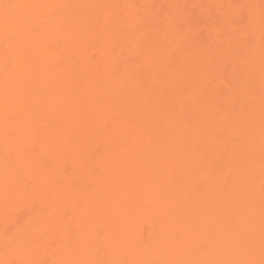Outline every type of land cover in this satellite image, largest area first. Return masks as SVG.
Here are the masks:
<instances>
[{
	"label": "bare ground",
	"instance_id": "6f19581e",
	"mask_svg": "<svg viewBox=\"0 0 264 264\" xmlns=\"http://www.w3.org/2000/svg\"><path fill=\"white\" fill-rule=\"evenodd\" d=\"M0 264H264V0H0Z\"/></svg>",
	"mask_w": 264,
	"mask_h": 264
}]
</instances>
